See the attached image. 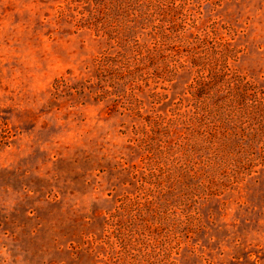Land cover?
<instances>
[{"label": "rangeland", "instance_id": "374dc122", "mask_svg": "<svg viewBox=\"0 0 264 264\" xmlns=\"http://www.w3.org/2000/svg\"><path fill=\"white\" fill-rule=\"evenodd\" d=\"M0 264H264V0H0Z\"/></svg>", "mask_w": 264, "mask_h": 264}, {"label": "trees", "instance_id": "16d2710c", "mask_svg": "<svg viewBox=\"0 0 264 264\" xmlns=\"http://www.w3.org/2000/svg\"><path fill=\"white\" fill-rule=\"evenodd\" d=\"M101 61H102V60H101ZM101 61H99V63H98V64H99V66L101 65Z\"/></svg>", "mask_w": 264, "mask_h": 264}]
</instances>
